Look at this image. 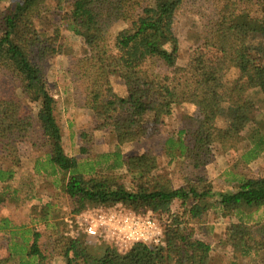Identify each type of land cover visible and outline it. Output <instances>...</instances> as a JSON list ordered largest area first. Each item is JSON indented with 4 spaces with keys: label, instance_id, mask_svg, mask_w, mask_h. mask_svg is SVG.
Listing matches in <instances>:
<instances>
[{
    "label": "trees",
    "instance_id": "16d2710c",
    "mask_svg": "<svg viewBox=\"0 0 264 264\" xmlns=\"http://www.w3.org/2000/svg\"><path fill=\"white\" fill-rule=\"evenodd\" d=\"M188 1L76 0L78 8L65 13L66 29L87 48V54L77 58L67 73L81 83L83 108L98 116L94 126L82 132V141L91 142L93 132L105 130L116 146V151L99 161L90 158L89 147H82L86 157L79 161L65 152L57 101L34 61L61 52L60 27L52 32L36 27L35 22L49 11L45 0H0V70L8 72L19 87V94L0 97L3 195L16 200L19 190L12 185L21 166V147L30 143L43 152L35 160V175L52 178L72 201L73 213L121 206L136 214L152 209L171 219L160 245L136 243L121 253L91 245L83 236L65 237L60 211L47 202L32 212L46 223L48 247L42 242L43 233L28 230L18 241L17 232L10 231L13 253L0 264L16 255L19 264H45L54 257L62 258L64 264H209L211 245L196 238L188 226L201 221L212 208L232 221L226 240L229 248L239 249L243 256L264 252V216L254 217L264 209V176L236 178L234 192L216 193L202 177L174 188L169 178L157 172L159 164L151 152L123 155L119 150L152 141L151 125L164 122L175 106L212 110L226 73L235 68L240 76L227 103L228 125L220 128L214 118L189 117L186 127L171 133L162 147L171 159L187 161L195 169L205 167L216 146L227 150L247 141L250 149L244 150V162L264 152V121L256 115L253 101L245 97L249 89L264 93V65L253 58L254 54L264 61V12H250L248 6L255 0H216L221 8L205 24L203 43L221 56L209 60L196 49L188 63L180 66L174 22ZM113 21H132V27L112 37ZM238 33L246 36L240 38ZM250 35L260 37L263 46L253 47L245 40ZM112 77L124 82L125 96L115 93ZM23 97L34 108H28ZM121 170L132 177L131 190L121 183L116 173ZM213 199L216 203L209 204ZM175 201L180 202L182 213H172ZM4 203L0 200V207Z\"/></svg>",
    "mask_w": 264,
    "mask_h": 264
},
{
    "label": "rangeland",
    "instance_id": "374dc122",
    "mask_svg": "<svg viewBox=\"0 0 264 264\" xmlns=\"http://www.w3.org/2000/svg\"><path fill=\"white\" fill-rule=\"evenodd\" d=\"M45 2L49 9L48 14L37 20L35 25L42 32H52L55 26L60 27L61 38L59 43L61 52L51 57L34 58V61L41 68L49 90L57 101L56 115L62 128L63 145L66 154L82 161L86 155L82 153L81 149L82 147H89L88 155L90 158L99 161L103 155L116 151V146L105 130L93 132L91 142L82 141V132L91 129L98 120V116L96 112L83 108L81 83L67 73V70L77 58L87 54L86 46L72 36L70 31L66 29L65 21L63 20L65 13L71 12L72 9L76 10L78 4L76 0H45ZM4 5L2 4L1 7H4ZM220 8L221 4L216 0H191L184 3L177 11L174 32L179 40L178 65L185 66L190 59V55L196 49L209 60H216L221 56L217 49L203 43L205 24L219 12ZM248 8L252 13L264 12V0H255ZM135 19L137 18L135 17ZM131 27L132 21H113L110 25L111 35L114 37L118 31ZM238 36L242 38L246 35L238 33ZM245 40L255 48L263 46V41L260 37L250 35ZM253 58L264 65V61L259 59L257 55L253 54ZM239 76V71L235 68L230 69L226 73L225 79L217 91L215 106L212 110H204L190 104L175 106L172 115L167 117L164 122L156 127L151 125V128L155 130V137L152 141L137 145H125L120 147L119 150L123 155L151 152L159 164L157 172L169 178L174 188L185 186L189 181L196 182L197 178L202 177L213 185L216 193L234 192L235 182H237L235 181L236 178L263 177L264 152L259 158L251 162H244L242 159L244 150L250 149L247 141L236 144L235 148L227 150L216 146L212 149V154L205 167L200 169L193 168L187 161L171 159L162 147V144L171 133H177L186 127V123L190 121L189 117L195 119L211 117L215 119L218 127H226L230 120L227 103ZM111 83L116 94L120 96L126 95L124 82L120 78L112 77ZM17 93L19 94V87L16 81L8 72L0 70V97H10ZM245 97L253 101L256 107V115L260 120L264 121V93L259 90L249 89L245 93ZM23 101L28 108H34V105H31L27 98L23 97ZM185 140L189 145L193 144L189 136L185 137ZM39 157H43V152L37 151L30 143L21 147V166L16 169V181L12 185L14 189L19 190L16 200H10L8 196H4L0 185V200L5 201L3 206L0 207V260L9 258L13 253V235H11L10 231L17 232L18 241H20V235L28 230L43 233L45 236L42 238V242L44 241L45 247H48L46 223L37 218L32 212L33 208L38 211L47 202L55 204L64 222V232L69 231L65 218L75 214L72 212L73 203L62 193L60 188L53 184L52 178H46L44 175H35L34 163ZM116 173L121 175V183L128 190H131L132 177L125 170L117 171ZM215 203L214 199L209 201V204ZM99 208L109 210L112 207ZM93 209L97 208L86 209L81 213ZM123 209L138 216L150 215L154 217L160 225L163 235L162 239H164L166 226L171 222L167 215L154 213L152 209L140 214ZM182 212L183 209L180 207V202L175 201L172 205V213ZM263 216L264 209L254 214V217ZM231 222L222 217L218 208H212L207 215L202 217L201 221L191 222L188 227L193 229L196 238L211 245L212 254L209 264H230L232 262L236 264H264V252L243 256L239 249L229 248L226 240ZM28 236L32 238L31 234H25V237ZM80 236H83L91 245L107 247L102 241L88 238L82 233L79 236L72 234V236L68 237L65 235L68 238H78ZM128 250L123 249L119 250V252L124 253ZM19 259L16 255V258L13 259L11 257L6 264H19ZM45 264H64V261L62 258L54 257Z\"/></svg>",
    "mask_w": 264,
    "mask_h": 264
},
{
    "label": "built area",
    "instance_id": "2783aa9c",
    "mask_svg": "<svg viewBox=\"0 0 264 264\" xmlns=\"http://www.w3.org/2000/svg\"><path fill=\"white\" fill-rule=\"evenodd\" d=\"M65 223L69 230L65 232L66 236L82 233L118 251L130 249L136 243L157 246L163 241L162 230L154 217L138 216L121 206L73 214L65 218Z\"/></svg>",
    "mask_w": 264,
    "mask_h": 264
}]
</instances>
